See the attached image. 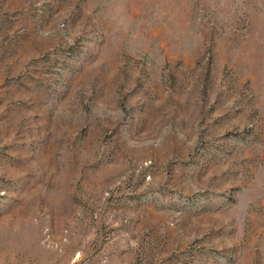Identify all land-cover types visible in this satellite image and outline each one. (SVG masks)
I'll return each mask as SVG.
<instances>
[{
    "label": "rangeland",
    "instance_id": "1",
    "mask_svg": "<svg viewBox=\"0 0 264 264\" xmlns=\"http://www.w3.org/2000/svg\"><path fill=\"white\" fill-rule=\"evenodd\" d=\"M0 264H264V0H0Z\"/></svg>",
    "mask_w": 264,
    "mask_h": 264
}]
</instances>
